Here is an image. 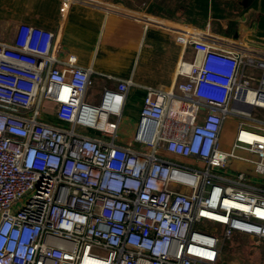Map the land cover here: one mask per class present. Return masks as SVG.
Returning a JSON list of instances; mask_svg holds the SVG:
<instances>
[{
  "label": "built area",
  "instance_id": "built-area-1",
  "mask_svg": "<svg viewBox=\"0 0 264 264\" xmlns=\"http://www.w3.org/2000/svg\"><path fill=\"white\" fill-rule=\"evenodd\" d=\"M173 30L195 52L176 89L201 121L172 123L177 92L147 86L124 142L132 79L102 74L118 84L93 103L92 70L60 55L53 31L22 23L0 40V264H218L224 238L264 239V55Z\"/></svg>",
  "mask_w": 264,
  "mask_h": 264
},
{
  "label": "crops",
  "instance_id": "crops-1",
  "mask_svg": "<svg viewBox=\"0 0 264 264\" xmlns=\"http://www.w3.org/2000/svg\"><path fill=\"white\" fill-rule=\"evenodd\" d=\"M22 23L53 31L59 54H75L82 67L92 70L90 102L99 103L106 88L117 87V80L102 74L132 79L120 118L121 142L133 134L147 86L177 92L167 113L172 123L188 126L201 121L176 89L178 81L185 80L177 75L178 64L192 61L195 52L176 40L173 28L192 27L217 47L264 55V0H76L69 6L63 0H0V40L10 42ZM229 121L236 124L235 137L238 118L233 117L226 120L222 139ZM231 166L250 168L239 160Z\"/></svg>",
  "mask_w": 264,
  "mask_h": 264
},
{
  "label": "rangeland",
  "instance_id": "rangeland-1",
  "mask_svg": "<svg viewBox=\"0 0 264 264\" xmlns=\"http://www.w3.org/2000/svg\"><path fill=\"white\" fill-rule=\"evenodd\" d=\"M122 121H127L125 115ZM235 127V122L227 123L225 137L222 139L224 148H231L235 138L233 132ZM217 228L223 234V228ZM218 264H264V239L242 233H235L231 237L224 238Z\"/></svg>",
  "mask_w": 264,
  "mask_h": 264
},
{
  "label": "bare ground",
  "instance_id": "bare-ground-1",
  "mask_svg": "<svg viewBox=\"0 0 264 264\" xmlns=\"http://www.w3.org/2000/svg\"><path fill=\"white\" fill-rule=\"evenodd\" d=\"M250 71H252V69H250V70L248 71V73H249Z\"/></svg>",
  "mask_w": 264,
  "mask_h": 264
}]
</instances>
